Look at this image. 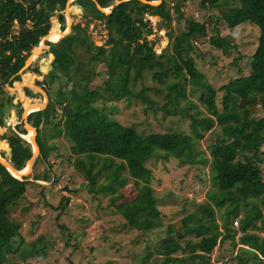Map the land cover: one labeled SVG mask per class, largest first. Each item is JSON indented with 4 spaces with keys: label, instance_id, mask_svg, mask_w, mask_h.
I'll return each instance as SVG.
<instances>
[{
    "label": "trees",
    "instance_id": "16d2710c",
    "mask_svg": "<svg viewBox=\"0 0 264 264\" xmlns=\"http://www.w3.org/2000/svg\"><path fill=\"white\" fill-rule=\"evenodd\" d=\"M65 1L0 0V93L4 90L2 82L7 81L11 85L15 80V86H18L20 72L17 70L39 38L49 30L51 15L56 17L60 29L52 18L49 34L61 33L65 23ZM95 2L106 8L114 0L71 1L82 7L84 15L101 20L107 26L103 42L93 43L84 25L72 23L69 31L53 44L52 57L44 76L40 81L34 80L48 96L45 107L30 110L26 115V121L36 130V140H42L45 125L54 134L62 133L70 141L65 159L81 173L87 191L92 194L112 193L126 182H133L135 192L130 199L114 203V209L129 226L141 231L161 227L164 233L156 247L160 256L149 259L153 251L145 249L131 264H170L176 261L184 264L195 259L198 264H207L208 254L218 236L230 238L231 245L236 246V255L245 259L243 264H264V178L259 166L264 160V148L259 147L260 143H264V0H201L209 6H224L220 9V16L226 26L231 28L246 21L258 29L257 42L249 56L248 72L233 76L218 87L222 90L220 106L215 104L217 89L202 78L189 54L192 47L190 37L205 34L202 22L189 18L177 34L178 45L169 52L165 47L156 52L146 39L151 28L142 14L157 15L161 21L170 20L171 12L165 0L155 4L121 0L107 13L99 10ZM181 3V0H174L172 5L178 7ZM132 13L137 16L132 17ZM166 35L171 37L172 31L167 30ZM78 39L82 40L87 51L82 60L72 48ZM209 41L222 53H227L232 45L229 35L218 34L216 29ZM48 44L49 41H46L44 46ZM94 61L103 62L108 75L102 85L81 93L78 86H86V82L79 67ZM144 69L149 70L151 78L160 85H141L137 90L131 89ZM25 79H30V75ZM53 82L55 85L52 87ZM68 83L71 85L68 86ZM186 83H191L188 91H195L198 102L215 112L217 125L210 129L214 147L209 149L207 170L211 188L204 192L206 198L193 210L174 220L163 221L149 184L152 170L145 163L146 159H166L168 155H173L180 163L207 159L198 138L209 129V125L204 115H198L199 109L189 110L193 102L186 98ZM23 89L29 90L27 87ZM147 89L160 91L162 101L154 105V100L146 94ZM120 96L146 100L145 106L153 110L159 108L188 117L190 132L171 129L140 133L108 115L102 102L95 103L98 99L109 100ZM20 97L24 111L34 106L23 93ZM179 98L184 99V104H179ZM34 100L33 103L40 102ZM3 103L5 100L1 97L0 109ZM57 109L61 111L59 118L54 114ZM43 119L45 122L41 123ZM25 131L22 122L18 121L8 134H2L10 147L6 159L16 169L24 166L25 155L30 151L29 142L19 135ZM45 157L46 153L41 150L36 156L46 161ZM45 166L48 168L47 163ZM42 175L44 178L32 177L48 178L45 170ZM100 177L103 179L98 180ZM25 182L0 164V264L8 259V253L15 252L18 247L10 238L18 233L20 221L8 217L6 211L23 193ZM214 205L220 211V226L214 217ZM231 219L234 224L237 222L236 227ZM236 232L239 234L235 237ZM176 234H191L196 239L185 238L181 243ZM35 243V240L21 241L19 247L24 255H35L43 251ZM178 251L182 253L176 255Z\"/></svg>",
    "mask_w": 264,
    "mask_h": 264
},
{
    "label": "rangeland",
    "instance_id": "374dc122",
    "mask_svg": "<svg viewBox=\"0 0 264 264\" xmlns=\"http://www.w3.org/2000/svg\"><path fill=\"white\" fill-rule=\"evenodd\" d=\"M71 1L68 2L70 25L72 23L84 25L89 39L95 44L102 43L107 31L102 21L84 15L78 7H75L76 3H70ZM173 2L174 0H165L171 12V18L168 21H161L160 17L155 18V15L142 14L144 18L148 19L147 26L151 28L150 32L146 34V39L156 52L164 47L169 52L178 45L177 34L186 26L189 18L202 22L205 34L190 37L192 47L189 54L195 67L202 74V78L217 89L215 104L220 106L222 90L218 87L229 78L248 72L249 56L255 48L258 29L254 24L246 21L231 28L226 26L220 16V9L224 8L222 5L209 6L206 2L201 3V0H181L182 3L176 7L172 5ZM135 16L137 14L132 13V17ZM51 26L50 23V28ZM215 29L218 34L229 35V41L232 45L227 53H222L210 43L209 37L215 33ZM167 30L172 31L171 37L166 35ZM49 43L50 45L41 46L40 52H36V55L31 59V56L35 54L32 53L30 56L31 63L20 70V81H18L20 85L18 87H15V80L11 82V85L7 81L2 82L4 90L0 93V98L3 97L5 100L3 107L7 104L12 106L14 104L13 99L14 102L17 101L15 104L19 103L20 94L25 87L23 80L27 76L30 75L32 84L41 88L34 80L40 81L43 77L45 71L41 70V66L44 64L42 62L49 59L54 44L53 42ZM72 48L80 60L87 55L86 46L81 39L76 40ZM41 52L46 53V56L43 55L44 60H41L43 57ZM82 62L84 63V61ZM29 65L32 67L27 68ZM79 71L86 82V86H78L81 93H85L88 88L102 85V81L108 75L104 63L97 61L82 64ZM54 85L55 82L51 86ZM70 85L68 83V86ZM141 85L157 86L160 84L151 78L149 70L144 69L142 76L136 79L131 89L137 90ZM190 85L191 83L185 85L186 98L193 102L189 110L199 109L198 115H204L209 125V129L205 130L203 135L198 138L199 145L207 159L204 161L199 158L198 161L189 163H180L173 155H168L166 159H146L145 163L152 170V178L149 184L152 193L156 196L155 205H157L163 221L174 220L193 210L199 202L206 198L204 192L211 188L207 170L209 149L214 147V136L210 129L217 125L214 121L215 112L198 102L195 91H188ZM21 87L22 89L18 93L16 89ZM30 87V90L33 89L40 94L37 88L31 85ZM146 94L154 100V105L162 101L160 91L147 89ZM45 95L47 101L48 96L46 93ZM37 98L39 100V97ZM178 100L180 105L184 104L183 98ZM101 102L108 115L117 119L121 124L133 127L140 133L171 129L190 132L188 117L181 116L176 112H164L159 108L153 110L145 106L146 100L132 96L129 98L120 96L109 100L98 99L95 101L96 104H101ZM3 107L0 109L1 115L2 112L4 113ZM15 111L19 113V107ZM54 114L57 118L61 117L60 109L55 110ZM43 130L45 133L42 132V140L39 142L42 147L41 152L46 153V161L37 158L32 171L33 175L42 177L41 171L44 169L48 173V178L34 181L37 183L35 185L31 180H28L30 177H27L23 193L13 204L7 207L8 217L20 221V227L18 233L10 238L13 245H18V247H16L15 252L7 254L8 259L2 264H88L105 261L110 264H131L138 260V255L145 249L153 251V255L149 259L160 256L156 247L164 229L159 227L147 231L138 230L129 226L114 209V203L130 199V196L135 192L133 182H126L112 193L105 191L92 194L88 192L85 179L81 173L75 170L65 159L69 153L68 144L70 141L62 133L54 134L47 125ZM7 132L9 133V130ZM24 136L29 140L30 132ZM259 147L264 148V143H260ZM38 154L37 151L36 155L38 156ZM262 155L264 157V154ZM45 163L48 164V168ZM259 166L264 178V160ZM26 168L27 166L23 170ZM29 170H26V173L22 174L21 177L29 174ZM99 179L102 180L103 178L100 177ZM63 196L67 198L64 199ZM262 209L264 211V206ZM214 210L215 220L220 226L219 208L214 205ZM231 223L236 227L237 222L234 224L235 221L232 220ZM238 234L239 232H236L234 236L236 237ZM175 237L181 243L184 242L185 238L196 239L191 234L181 236L176 234ZM31 240H35V245L43 251L35 255H24L19 247L21 241L28 242ZM180 253L182 251H178L176 255H180ZM236 254V246L231 245L230 238L218 236L208 254L207 264H243L245 259ZM170 264H181V261ZM184 264H198V260L195 259L194 262L189 261V263L184 262Z\"/></svg>",
    "mask_w": 264,
    "mask_h": 264
},
{
    "label": "crops",
    "instance_id": "0c3cea01",
    "mask_svg": "<svg viewBox=\"0 0 264 264\" xmlns=\"http://www.w3.org/2000/svg\"><path fill=\"white\" fill-rule=\"evenodd\" d=\"M115 1V0H114ZM77 4V3H76ZM83 12V11H82ZM64 14V13H63ZM155 18H157L156 17V15H155ZM56 42H58V41H56ZM56 42H53V43H56ZM43 56V55H42ZM52 57V56H51ZM43 58H44V56H43ZM44 60V59H43ZM45 61V60H44ZM44 61L42 62V63H44ZM45 73V72H44ZM43 76H44V74H43ZM31 83H32V81H31ZM23 86H25V87H28V88H31L30 87V85H27V84H24ZM20 89H22V87L21 88H17L16 90H17V92L19 93L20 92ZM23 92H21V93H25L26 95V98L28 99V102H32V101H35L34 99H36V100H38V98L37 97H39V96H41V99L43 98V95L40 93V95L36 92V91H34L33 89H29V91H25L24 89L22 90ZM36 92V93H35ZM40 92V91H39ZM38 95V96H37ZM13 99V98H12ZM39 99H40V97H39ZM15 100L13 99V105H12V108L11 109H9V104H7V106H4L3 108V111H4V113L2 112V115H1V112H0V152H2L3 151V155H1L0 154V156H3L4 158H6L8 155H9V152H10V147L8 146V142H7V139L6 138H4V137H2V134L3 133H5V134H8V130H10V128H13L12 127V125H14V123H17L18 121H21L22 122V126L24 127V129L26 130L25 132H27L28 131V129H27V127H26V125H25V122H26V115L25 116H23L22 115V112H23V102H22V100L20 99V101H19V103L18 104H15L16 102H14ZM47 103V102H46ZM46 103H45V105H44V107L46 106ZM19 105V106H18ZM17 107H19V109H20V112H19V116H18V113H16V108ZM43 108V107H42ZM34 109H36V108H34ZM6 110V111H5ZM8 112H9V114H8ZM28 113V112H27ZM44 117H45V115H44ZM45 121H44V119L42 120V122L41 123H44ZM29 124H30V122H28ZM32 125V124H31ZM33 126V125H32ZM7 132V133H6ZM19 133V132H18ZM19 135L20 136H22L23 138H24V136H23V133H19ZM26 141H27V139L26 138H24ZM34 139H35V141H37L36 139H37V135H36V130H35V134H34ZM27 142H29V141H27ZM27 142H25V143H27ZM23 145H25L24 143H23ZM29 145H30V151L32 150V145H31V143L29 142ZM37 145H38V152H39V154H40V150H41V144H40V142H38L37 141ZM8 148H9V151H8ZM29 151V152H30ZM38 154V155H39ZM6 155V156H5ZM36 156L37 155H35L34 156V158H33V160H32V162H31V166H30V170H29V174H27L26 176H24V177H21V179H25V180H27L26 178L27 177H30L28 180H31V181H35V182H37V180H40V179H37V178H33L32 176H33V171H32V168H33V166H34V160H35V158H36ZM37 159V158H36ZM25 163H26V159H25ZM24 163V164H25ZM45 165H46V163H45ZM40 166L42 167V165H41V162H40ZM43 171H44V169H42V171H41V174H43ZM30 175V176H29ZM43 176V175H42ZM41 178H44V177H41ZM41 180H43V179H41Z\"/></svg>",
    "mask_w": 264,
    "mask_h": 264
},
{
    "label": "water",
    "instance_id": "95a60500",
    "mask_svg": "<svg viewBox=\"0 0 264 264\" xmlns=\"http://www.w3.org/2000/svg\"><path fill=\"white\" fill-rule=\"evenodd\" d=\"M69 1H71V0H66V1H65V5H64V8H63V13H64V17H65V26H64L63 29L61 30V34H60L59 38H60L62 35H64L65 33H67V32L69 31V29H70V20H68V15H69V14H68V10L70 11V8H69V6H68V2H69ZM119 1H121V0H115L111 5H109V6L106 7V8L100 6L99 3H97V2H95V5H96V7H97L99 10H101V11L107 13V12L110 11L111 7H112L114 4L118 3ZM159 1H160V0H159ZM159 1H157V0H141V2H147V3H150V4H155V3H158ZM75 7H78L79 11H82V7H81L80 5L76 4ZM67 8H69V9L67 10ZM156 16H157V15H156ZM157 17H158V16H157ZM52 18L56 20V18H55L54 16H50V17H49V21H50V23H52ZM69 19H70V17H69ZM56 25L58 26V22H56ZM104 27L107 29V26H106V25H104ZM50 30H51V28H50L45 34H43V35L39 38V40H38V42H37V45H36L35 47L32 48L31 52H30V53L27 55V57L24 59L23 64H22L21 67L17 70V72H20L21 69H23V68H24L25 66H27L29 63H31V61H32V60H31L32 57H31V59H30V56L32 55V53H34V50H35V49H39L37 52H38V53L40 52L41 47L39 48V45H40L41 42H43V39H42V38H43V36H45ZM58 30H59V29H58ZM42 44H43V43H42ZM43 45H44V44H43ZM41 54L44 55V56H46V53H44V52H41ZM49 56H50L49 59H48V60H45V61H44V64L41 66V69H44V71H46V69H47V67H48V63H49L50 58H51V56H52V53H51V52H50ZM19 83H20V82H19ZM19 85H20V84H19ZM31 86L34 87V88H37V89L40 91V93L43 95V98L41 99L40 102L37 103V105H36L37 107H35V108H36V109H39V108L44 107L45 103L47 102V101H46V95H45V92L42 90V88H40V87H38V86H36V85H34V84H31ZM30 110H32V109H29V110H27V111L24 113V107H23L22 115L25 116V115L27 114V112L30 111ZM25 125L30 126V127L32 128V133H33V138H31V140H28V139H27V141H29V142L31 143V145H32V150L30 151V153H26V155H25V157H26V163H27V162L29 161V159H30V164H31V162H32V160H33V158H34V156L36 155V152L38 151V147H37L36 151L34 152V151H33V150H34V148H33V144H34L35 146L37 145V143H36V141H35V139H34V134H35V128H34V126H32L31 124H29L27 121L25 122ZM24 144H26V143H24ZM8 151H9V148H8ZM30 156H31V158H30ZM0 164H2V165L6 168V170H7L8 172H10L14 177L21 179V176H16L15 174H13V172H11L12 169L15 170L16 168H14V167L10 164V162H9L6 158H4L3 156H0ZM16 170H17V169H16ZM21 175H22V174H21Z\"/></svg>",
    "mask_w": 264,
    "mask_h": 264
},
{
    "label": "bare ground",
    "instance_id": "6f19581e",
    "mask_svg": "<svg viewBox=\"0 0 264 264\" xmlns=\"http://www.w3.org/2000/svg\"><path fill=\"white\" fill-rule=\"evenodd\" d=\"M71 3V2H70ZM105 8V7H104ZM67 10H68V8H67ZM68 20H71V19H69V15H68ZM51 32V31H50ZM50 32H48L45 36H43V42H41L40 43V45H39V48L41 47V46H44L43 44L46 42V41H49V42H56V41H59V36H60V34H57V35H51V34H49ZM53 40V41H52ZM43 43V44H42ZM39 49H36L35 51H34V53L35 54H33L31 57H33V56H35L36 55V52L38 51ZM25 84H27V85H31L32 83L30 82V80L29 79H25L24 81H23ZM20 84V83H19ZM18 84V85H19ZM15 87H18V86H15ZM30 103V105H34V106H32V107H29V108H27L25 111H24V113L27 111V110H29V109H34L35 107H37L36 105V103H33V101L32 102H29ZM26 127H27V129L29 130V131H27V132H30V136H29V140H31V138H33V133H32V128L30 127V126H28V125H26ZM25 134L23 133V136H24ZM25 137V136H24ZM33 148H34V152L36 151V149H37V145L35 146L34 144H33ZM31 158V157H30ZM27 166V168L25 169V170H23L25 167ZM29 167H30V159H29V161L27 162V163H25L24 164V166L21 168V169H12L11 170V172H13V174H15L16 176H21V174H24V173H26L25 171L26 170H29Z\"/></svg>",
    "mask_w": 264,
    "mask_h": 264
},
{
    "label": "clouds",
    "instance_id": "9594fccd",
    "mask_svg": "<svg viewBox=\"0 0 264 264\" xmlns=\"http://www.w3.org/2000/svg\"><path fill=\"white\" fill-rule=\"evenodd\" d=\"M107 7V6H106ZM148 15V14H147ZM51 16H53V15H51ZM150 16V15H149ZM55 17V16H54ZM157 17V16H156ZM159 17V16H158ZM56 18V17H55ZM143 19H145L144 17H143ZM56 22H58L57 21V19H56ZM58 28H59V22H58V26H57ZM41 101V100H40ZM33 110V109H32ZM29 112V111H28Z\"/></svg>",
    "mask_w": 264,
    "mask_h": 264
},
{
    "label": "flooded vegetation",
    "instance_id": "af4514ba",
    "mask_svg": "<svg viewBox=\"0 0 264 264\" xmlns=\"http://www.w3.org/2000/svg\"><path fill=\"white\" fill-rule=\"evenodd\" d=\"M30 80V79H29ZM30 82H31V80H30ZM28 132H25L24 134H27ZM31 157V156H30Z\"/></svg>",
    "mask_w": 264,
    "mask_h": 264
},
{
    "label": "built area",
    "instance_id": "2783aa9c",
    "mask_svg": "<svg viewBox=\"0 0 264 264\" xmlns=\"http://www.w3.org/2000/svg\"><path fill=\"white\" fill-rule=\"evenodd\" d=\"M41 60H43V57L41 58Z\"/></svg>",
    "mask_w": 264,
    "mask_h": 264
}]
</instances>
